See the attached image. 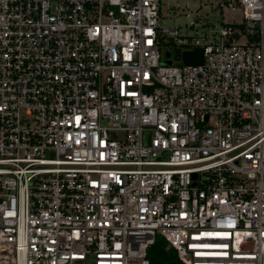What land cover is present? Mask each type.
I'll list each match as a JSON object with an SVG mask.
<instances>
[{"label":"built area","instance_id":"built-area-1","mask_svg":"<svg viewBox=\"0 0 264 264\" xmlns=\"http://www.w3.org/2000/svg\"><path fill=\"white\" fill-rule=\"evenodd\" d=\"M186 1L0 0V264H264V0Z\"/></svg>","mask_w":264,"mask_h":264},{"label":"rangeland","instance_id":"rangeland-1","mask_svg":"<svg viewBox=\"0 0 264 264\" xmlns=\"http://www.w3.org/2000/svg\"><path fill=\"white\" fill-rule=\"evenodd\" d=\"M187 1L186 0H161L162 3V15L164 16L161 24L165 27L174 26V25H183L186 23V19L182 15H176L175 13L167 11V3L170 5L177 4L178 7H182ZM191 2V1H190ZM169 13V16L166 17V14ZM164 51H162L163 53Z\"/></svg>","mask_w":264,"mask_h":264},{"label":"water","instance_id":"water-1","mask_svg":"<svg viewBox=\"0 0 264 264\" xmlns=\"http://www.w3.org/2000/svg\"><path fill=\"white\" fill-rule=\"evenodd\" d=\"M169 57V53L165 54V58ZM202 50L195 48L192 51H185L182 53V62L186 65H201L202 64ZM164 65H170L171 61L166 60L163 62ZM148 136V135H147Z\"/></svg>","mask_w":264,"mask_h":264},{"label":"trees","instance_id":"trees-1","mask_svg":"<svg viewBox=\"0 0 264 264\" xmlns=\"http://www.w3.org/2000/svg\"><path fill=\"white\" fill-rule=\"evenodd\" d=\"M162 245H163V244H162L161 240L158 239V241H157V246H156V248L154 249V251H158L157 253H159V255H163V252H162ZM151 257H152V256H151ZM151 260H152L153 264H156L154 258H151Z\"/></svg>","mask_w":264,"mask_h":264}]
</instances>
